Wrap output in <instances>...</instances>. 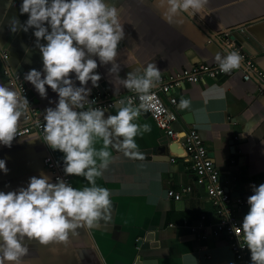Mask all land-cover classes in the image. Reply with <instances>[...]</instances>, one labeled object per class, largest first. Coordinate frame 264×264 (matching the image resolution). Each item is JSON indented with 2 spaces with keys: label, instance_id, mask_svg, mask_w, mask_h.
Wrapping results in <instances>:
<instances>
[{
  "label": "crops",
  "instance_id": "1",
  "mask_svg": "<svg viewBox=\"0 0 264 264\" xmlns=\"http://www.w3.org/2000/svg\"><path fill=\"white\" fill-rule=\"evenodd\" d=\"M110 2L120 9L126 37L117 50L119 74L108 71L111 65L98 68L107 86L104 92L114 95L123 91L120 78L148 63L157 64L164 74L197 62H217V53L222 57L228 54L226 39L241 44L264 71V0H208L202 12L189 10L170 19L165 17V8L159 6L158 0ZM21 3L22 0H0V83L11 86L5 66L22 78L29 69L42 67L32 29L12 32L10 28L16 18L21 23L27 19V14H19ZM24 82L29 107L44 111L50 106L48 99L41 98L30 83ZM178 94L188 102L187 112L176 107L173 124L178 138L183 137L184 130L195 128L229 193L251 195V182L264 183V86L255 80H244L236 69L209 81H184ZM48 97L56 98L50 88ZM118 106L105 110L106 115L115 114ZM23 122L22 116L19 125ZM136 122L151 126L150 132L135 138L138 151L151 148V154L158 155L130 158L109 147L113 159L96 183L111 192V217L91 228L81 226L78 235L70 234L66 244L43 245L26 238L29 251L23 264H235L226 238L211 232L210 223L216 214L204 183L185 166V155L168 157L167 146L164 153L156 151L169 136L146 110L141 111ZM95 147L102 148V140ZM46 154L58 160L63 170V154L46 144L44 132L33 129L15 138L11 147L0 144V159L8 169L0 170V191L27 187L29 178L41 173L52 179L43 164ZM71 180L74 187L89 186L82 176H71ZM184 185H190V190L179 198L168 193ZM248 207L246 202L236 209L241 222ZM201 215L206 227L192 231L188 224L197 222ZM148 231L152 232L151 239L142 247Z\"/></svg>",
  "mask_w": 264,
  "mask_h": 264
},
{
  "label": "clouds",
  "instance_id": "2",
  "mask_svg": "<svg viewBox=\"0 0 264 264\" xmlns=\"http://www.w3.org/2000/svg\"><path fill=\"white\" fill-rule=\"evenodd\" d=\"M208 0H158L165 8V17L181 12H202ZM19 14H27L21 23L16 18L12 32L32 29L34 46L42 60L40 69L31 68L23 76L39 96L49 100L44 109V140L53 150L63 154L64 175L82 176L89 186L73 187L61 177L55 181L47 174L31 176L27 187L0 191V264H23L29 247L27 241L67 243L78 235L81 226L93 227L111 216V192L98 186L113 159L109 147L125 156L137 158L136 137L150 132L149 124L136 121L145 103L135 106L131 99L119 101L115 114L106 115L102 107H85L93 88L102 79L97 69L111 65L109 72H120L115 62L118 46L125 39L120 9L110 0H22ZM221 71L240 67L243 57L238 51L215 57ZM123 86L136 92L141 101L149 98L151 89L161 79L155 63L134 69L120 78ZM89 85L91 87H89ZM49 88L56 94L48 97ZM30 101L14 86L0 83V144L11 147L17 137L19 122ZM181 107L188 102L181 100ZM54 105V106H51ZM102 140L103 147L95 144ZM99 161V163H98ZM0 170L7 172L0 159ZM247 197L248 211L242 222L233 228L243 236L250 253V264H264V183L251 186Z\"/></svg>",
  "mask_w": 264,
  "mask_h": 264
},
{
  "label": "built area",
  "instance_id": "3",
  "mask_svg": "<svg viewBox=\"0 0 264 264\" xmlns=\"http://www.w3.org/2000/svg\"><path fill=\"white\" fill-rule=\"evenodd\" d=\"M225 44L228 48V53L231 51H238L243 57L240 67L241 77L244 80H255L264 86V71L253 61L248 53L243 49L241 44L235 43L233 40L226 39ZM6 58L7 54L3 53ZM236 69H233L234 71ZM231 71V72H232ZM4 72L7 80L22 94H28V87L25 84L22 76L17 72L10 71L8 66L4 67ZM229 73V72H227ZM221 71L218 62L207 63L197 62L190 66L183 67L180 70L161 74V79L157 86L151 89L149 98L141 101L140 96L127 88L118 94H110L104 91L93 92L86 103L85 107H102L105 110L119 104L120 100L131 99L135 106L145 103V109L148 114L155 121L156 125L161 128L164 133L172 139L178 138V131L175 129L173 122L177 119V94L175 93L184 81H198L206 78H215L222 74H227ZM44 112L34 106H28L27 112L23 115L24 122L19 125L17 137L30 132L35 129L43 134L44 130ZM16 137V138H17ZM182 145L186 150L183 157L185 166L190 168L195 176L204 183L206 189V196L213 206L216 214L214 222L210 223L211 232L214 235H223L227 244L233 254L235 264H250V253L244 247L243 236L237 237L233 228L241 223L236 209L247 202V195H231L220 179V169L215 166L212 158L207 153V148L201 138L200 134L195 128H188L183 135ZM172 159V158H171ZM233 161V158L230 159ZM44 166L52 173V180L55 181L57 177L65 179L67 182H73L71 177L65 176L64 171L60 168L58 160L51 154H46L43 157ZM255 184L251 182V186ZM190 190V185H184L179 190L169 189L168 193L174 198H179L181 193ZM204 215H201L197 222L189 223L188 226L192 231L203 230L206 224L203 222ZM186 222V221H184Z\"/></svg>",
  "mask_w": 264,
  "mask_h": 264
},
{
  "label": "water",
  "instance_id": "4",
  "mask_svg": "<svg viewBox=\"0 0 264 264\" xmlns=\"http://www.w3.org/2000/svg\"><path fill=\"white\" fill-rule=\"evenodd\" d=\"M97 71H98V69H97ZM99 72V71H98ZM212 79H214V78H206V80H212ZM98 89L97 90H99V91H104V89H107V86L105 85V82L101 79L100 80V82H99V87H97ZM176 92H177V106H179L180 108H179V111L180 112H187L186 110H185V107H181V104H180V102H181V100L182 99H184V96L183 95H180V94H178V92H179V88H177V90H176ZM93 93V92H92ZM91 93V94H92ZM185 133V130L183 131V134ZM181 138V139H180ZM180 138H177V139H173V140H170L169 139V137H168V139H167V141H165V142H163L159 147H156L155 149H156V151H158V152H160V153H164V151H165V146H167V148H168V153L169 154H167V156L169 157V156H174V155H178V156H183V155H185L186 154V150H185V148H184V146L182 145V143H181V141H182V138L183 137H180ZM139 152L141 153V154H144V155H147V156H151V157H154V156H157L158 154H151V152H152V150H151V148H146V149H143V150H139ZM222 177L220 176V179H221ZM244 195V194H243ZM111 217V216H110ZM103 221V220H102ZM104 222H105V220H104ZM151 234H152V232L151 231H148V232H146V234H145V236H144V240H143V243L141 244L142 245V247L143 246H147L148 245V239L150 238L151 239Z\"/></svg>",
  "mask_w": 264,
  "mask_h": 264
}]
</instances>
